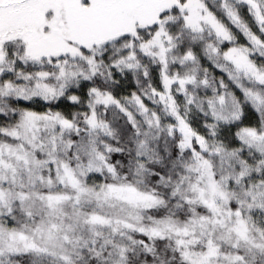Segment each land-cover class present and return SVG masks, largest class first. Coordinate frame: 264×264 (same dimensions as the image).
I'll return each mask as SVG.
<instances>
[{
  "label": "snow or ice",
  "instance_id": "1",
  "mask_svg": "<svg viewBox=\"0 0 264 264\" xmlns=\"http://www.w3.org/2000/svg\"><path fill=\"white\" fill-rule=\"evenodd\" d=\"M0 264H264V0H0Z\"/></svg>",
  "mask_w": 264,
  "mask_h": 264
}]
</instances>
